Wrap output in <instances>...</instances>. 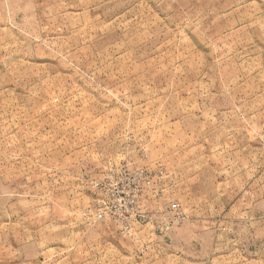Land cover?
<instances>
[{"label":"rangeland","instance_id":"rangeland-1","mask_svg":"<svg viewBox=\"0 0 264 264\" xmlns=\"http://www.w3.org/2000/svg\"><path fill=\"white\" fill-rule=\"evenodd\" d=\"M96 2L0 0V254L264 264V0Z\"/></svg>","mask_w":264,"mask_h":264},{"label":"crops","instance_id":"crops-1","mask_svg":"<svg viewBox=\"0 0 264 264\" xmlns=\"http://www.w3.org/2000/svg\"><path fill=\"white\" fill-rule=\"evenodd\" d=\"M81 1H84L85 3L90 4V5L97 4L96 0H81ZM259 160H260V157L258 159H255L253 164L257 163ZM3 226H4V223H2V227ZM166 251L159 254V258H158L159 264H174V261H177V258L179 257L180 253L179 252H166ZM40 254H42V255L40 256L39 261H37L38 259L37 258L35 259L34 256H32V257L30 256L29 262L26 264H58V262H61L60 264H71V262H70L71 258H68L71 255L70 253L63 255V254H47V252H44V253L42 252ZM191 254L196 257V255L194 253H191ZM13 256L14 257L12 259L9 258V259L5 260L4 253H1L0 254V264H16V260H15L16 255H13ZM226 256L227 255H225V254H221L218 257H215V261L221 262V264H222L223 261H225L227 259ZM100 257H101L100 255L93 254V259H92L93 262L99 261ZM76 258L78 261L84 260V253H78L77 252ZM151 259H152V261H157V260H154L153 258H151ZM205 260H206V264L208 262L212 263V261H214V258H213V255L211 252H210V256L208 258H205Z\"/></svg>","mask_w":264,"mask_h":264},{"label":"built area","instance_id":"built-area-1","mask_svg":"<svg viewBox=\"0 0 264 264\" xmlns=\"http://www.w3.org/2000/svg\"><path fill=\"white\" fill-rule=\"evenodd\" d=\"M100 216H101V214H100Z\"/></svg>","mask_w":264,"mask_h":264}]
</instances>
